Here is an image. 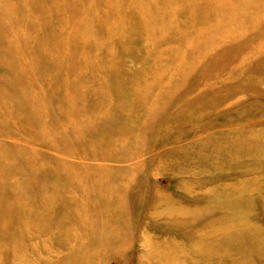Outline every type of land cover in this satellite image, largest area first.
Segmentation results:
<instances>
[{
  "label": "rangeland",
  "instance_id": "1",
  "mask_svg": "<svg viewBox=\"0 0 264 264\" xmlns=\"http://www.w3.org/2000/svg\"><path fill=\"white\" fill-rule=\"evenodd\" d=\"M0 264H264V0H0Z\"/></svg>",
  "mask_w": 264,
  "mask_h": 264
}]
</instances>
